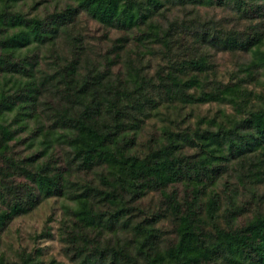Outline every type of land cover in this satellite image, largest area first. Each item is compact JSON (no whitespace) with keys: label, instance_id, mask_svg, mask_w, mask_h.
<instances>
[{"label":"trees","instance_id":"1","mask_svg":"<svg viewBox=\"0 0 264 264\" xmlns=\"http://www.w3.org/2000/svg\"><path fill=\"white\" fill-rule=\"evenodd\" d=\"M52 199L62 260L3 250ZM0 264H264V0H0Z\"/></svg>","mask_w":264,"mask_h":264},{"label":"rangeland","instance_id":"2","mask_svg":"<svg viewBox=\"0 0 264 264\" xmlns=\"http://www.w3.org/2000/svg\"><path fill=\"white\" fill-rule=\"evenodd\" d=\"M197 12L202 18L213 20L227 30H243L250 25V21L241 19L237 13L227 7L199 8ZM80 19L79 26L85 32L93 37H100L97 26L93 21L89 20L86 14L81 16ZM259 21L260 19H258ZM212 53L214 54L218 76L222 80H228L230 72L235 70L237 63L249 59V55L242 52L213 51ZM158 62V58L153 59L152 68L156 67ZM255 82L258 85L259 82ZM19 181H23V179H19ZM61 214L60 204L57 200L42 201L32 213L17 218L9 224L2 235L3 250L10 249L12 253L21 248L30 251L34 247L39 246L46 248L49 254L55 256L58 260H62L61 244L56 235L57 223ZM52 234H54V237H51ZM40 236L44 239H40Z\"/></svg>","mask_w":264,"mask_h":264}]
</instances>
